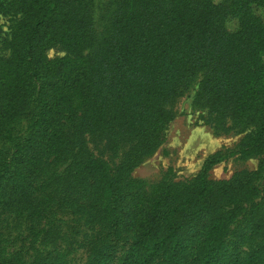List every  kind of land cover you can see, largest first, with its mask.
I'll return each instance as SVG.
<instances>
[{"label":"trees","instance_id":"16d2710c","mask_svg":"<svg viewBox=\"0 0 264 264\" xmlns=\"http://www.w3.org/2000/svg\"><path fill=\"white\" fill-rule=\"evenodd\" d=\"M113 2L93 61L83 55L92 0H0L11 24L0 56V264H75L77 250L85 264H264V0ZM54 46L66 56L49 59ZM192 85L196 106L252 130L191 182L146 191L130 174ZM233 156L260 162L207 179ZM242 218L244 251L229 242ZM69 220L85 242L70 238Z\"/></svg>","mask_w":264,"mask_h":264},{"label":"rangeland","instance_id":"374dc122","mask_svg":"<svg viewBox=\"0 0 264 264\" xmlns=\"http://www.w3.org/2000/svg\"><path fill=\"white\" fill-rule=\"evenodd\" d=\"M218 2L220 0H213ZM113 0H92L89 13V26L91 42L83 52L84 56H90L93 61L103 57V39L109 28V19L113 9ZM257 14L264 23V10H257ZM11 24L9 17L0 16V56L1 40L9 32ZM228 28L233 29L234 22H228ZM49 59H59L66 56V52L60 46H54L47 51ZM261 65L264 66V52L260 55ZM196 94L195 86H191L173 104V118L167 124L164 131L162 144L148 155L140 165L130 174V178L142 184L146 191H151L158 186H181L191 182L198 174L203 162L211 156H227L229 152L237 150L241 140L252 130L248 128H230L225 119L219 120L214 112L203 106H196L193 102ZM97 156H103L110 165L115 166L118 158L110 151H102L101 146L90 145ZM260 157L246 159L238 156L227 157L222 162L212 167L207 174L210 181H228L236 174L251 173L256 171ZM256 200H264V182L260 186V193ZM77 225V228L74 226ZM70 238L76 241H86V229L82 224L69 220ZM250 234V227L244 218L237 219L232 225V235L229 242H234V247L244 251L246 245L240 240ZM261 241V240H259ZM76 248V246H74ZM72 260L75 264H85L87 259L82 250L74 251Z\"/></svg>","mask_w":264,"mask_h":264}]
</instances>
